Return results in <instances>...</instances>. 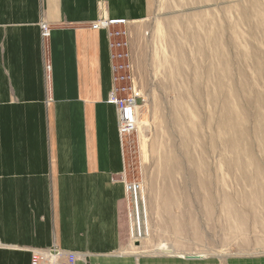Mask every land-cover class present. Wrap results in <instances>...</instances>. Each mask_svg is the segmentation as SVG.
<instances>
[{
	"label": "rangeland",
	"instance_id": "obj_1",
	"mask_svg": "<svg viewBox=\"0 0 264 264\" xmlns=\"http://www.w3.org/2000/svg\"><path fill=\"white\" fill-rule=\"evenodd\" d=\"M107 28L117 96L137 104L126 250L264 264V0H151Z\"/></svg>",
	"mask_w": 264,
	"mask_h": 264
},
{
	"label": "crops",
	"instance_id": "obj_2",
	"mask_svg": "<svg viewBox=\"0 0 264 264\" xmlns=\"http://www.w3.org/2000/svg\"><path fill=\"white\" fill-rule=\"evenodd\" d=\"M150 13L151 0H0V264L52 245L75 264H216L126 250L109 31L91 24Z\"/></svg>",
	"mask_w": 264,
	"mask_h": 264
},
{
	"label": "built area",
	"instance_id": "obj_3",
	"mask_svg": "<svg viewBox=\"0 0 264 264\" xmlns=\"http://www.w3.org/2000/svg\"><path fill=\"white\" fill-rule=\"evenodd\" d=\"M124 20H99L91 24L93 29L105 28L108 30V24L124 23ZM50 34V27L46 23H41V37L47 38ZM110 35V33H109ZM113 71L115 67L113 66ZM117 78L113 77V89L108 95V102L113 103L117 107L119 134L122 137L123 134L129 133L134 129L136 123V110L137 104L133 97L126 99H119L117 96L118 89L115 86ZM124 184V190L127 195L128 201L133 199L141 191L140 182L131 181L127 182L126 177L122 176ZM30 264H75V254L56 245H52L46 248L33 249L31 253Z\"/></svg>",
	"mask_w": 264,
	"mask_h": 264
},
{
	"label": "bare ground",
	"instance_id": "obj_4",
	"mask_svg": "<svg viewBox=\"0 0 264 264\" xmlns=\"http://www.w3.org/2000/svg\"><path fill=\"white\" fill-rule=\"evenodd\" d=\"M216 1V0H215ZM190 3V2H189ZM210 3V2H209ZM232 4V3H231ZM222 6V5H221ZM212 8V7H211ZM218 8V7H217ZM231 15V14H230ZM207 17V16H206ZM220 24V23H219ZM233 24V23H232ZM232 33V32H231ZM256 33V32H255ZM254 34V33H253ZM216 38V37H215ZM248 38V37H247ZM233 53V52H232ZM243 54V53H242ZM239 55V54H238ZM249 55V54H248ZM231 57V56H230ZM188 59V58H187ZM234 68V67H233ZM234 71V70H233ZM236 74V73H235ZM235 76V75H234ZM204 116V115H203ZM203 120V119H202ZM204 125V124H203ZM205 127V126H204ZM207 140V139H206ZM212 164V163H211ZM264 172V171H263ZM195 173V172H194ZM263 174V173H262ZM261 175V174H260ZM264 175V174H263ZM263 181V180H262ZM264 182V181H263ZM261 182H259L260 184ZM263 184V183H262ZM263 187V186H262ZM264 188V187H263ZM259 190H262V188H258ZM168 191V190H167ZM263 191V190H262ZM264 192V191H263ZM261 194V193H260ZM263 195V194H262ZM164 198V197H163ZM166 201V200H165ZM212 202V201H211ZM166 246V245H165ZM161 250L165 251V250H170L166 247H161ZM199 256H201V254H199ZM197 257V256H196ZM202 257V256H201ZM207 257V256H206Z\"/></svg>",
	"mask_w": 264,
	"mask_h": 264
},
{
	"label": "water",
	"instance_id": "obj_5",
	"mask_svg": "<svg viewBox=\"0 0 264 264\" xmlns=\"http://www.w3.org/2000/svg\"><path fill=\"white\" fill-rule=\"evenodd\" d=\"M186 257H188V258H198V257H196V256H194V255H188V256H186Z\"/></svg>",
	"mask_w": 264,
	"mask_h": 264
}]
</instances>
